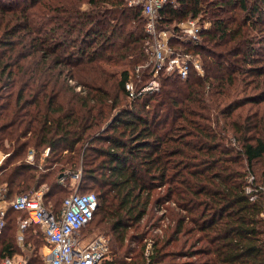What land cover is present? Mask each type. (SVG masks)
<instances>
[{
  "label": "trees",
  "instance_id": "obj_1",
  "mask_svg": "<svg viewBox=\"0 0 264 264\" xmlns=\"http://www.w3.org/2000/svg\"><path fill=\"white\" fill-rule=\"evenodd\" d=\"M38 1L0 0V147L6 139L9 144L0 185L7 198L31 193L25 191L82 161L83 179L100 188L99 207L82 231L97 213H110L113 252L102 264H264V192L251 199L245 190L251 174L264 186V54L237 45L244 24L216 21L219 35L208 36L219 39L218 53L205 55L201 43L182 42L184 50L209 58L205 76L163 72L158 91L132 99L125 88L129 69L148 59L141 7L128 0ZM199 6L200 0H178L177 8H163L160 27L196 17ZM260 9L256 3L251 12ZM40 20L50 26L42 37ZM73 36L79 44H70ZM104 63L125 68L117 77ZM149 76L144 71V80ZM69 78L83 86L82 94ZM30 146L49 150L40 177L38 163H14ZM49 184L44 202L52 199L58 212L68 195L61 200L56 177ZM162 202L168 207L151 227L167 217L163 234L154 235L148 253L147 243L131 247L146 232L129 238V230L140 229L149 204ZM20 216L28 212L8 209L0 262L17 250ZM34 230L43 234L34 224L25 232L36 252ZM126 255H133L130 262Z\"/></svg>",
  "mask_w": 264,
  "mask_h": 264
},
{
  "label": "built area",
  "instance_id": "obj_2",
  "mask_svg": "<svg viewBox=\"0 0 264 264\" xmlns=\"http://www.w3.org/2000/svg\"><path fill=\"white\" fill-rule=\"evenodd\" d=\"M130 6H140L145 18V54L146 63L129 69L125 88L129 97L135 99L144 93H153L161 87V74H175L182 79L188 78L191 71L203 75L202 62L191 52L172 47L169 31L160 27L162 9L168 6L178 7L177 0H131ZM190 18L188 25L181 29L178 39L186 38L192 43H198L201 28ZM184 40V39H183ZM150 71V78L139 85L144 71ZM140 86V87H139ZM32 157V156H31ZM46 185H41L32 193H18L12 199L7 198L6 185H0V234L7 225L9 208L25 210L28 216L19 218L20 237L30 225H38L46 240L48 258L45 264H102L110 255L109 239L102 235L86 239L81 236L82 229L93 219L99 199L95 192H72L65 197L61 210L54 211L44 203ZM251 199H256L263 185H256L254 175L247 178L245 186ZM264 219V212L261 214ZM151 246V244H150ZM148 253V252H147ZM0 264H28L27 260L17 256H6Z\"/></svg>",
  "mask_w": 264,
  "mask_h": 264
},
{
  "label": "rangeland",
  "instance_id": "obj_3",
  "mask_svg": "<svg viewBox=\"0 0 264 264\" xmlns=\"http://www.w3.org/2000/svg\"><path fill=\"white\" fill-rule=\"evenodd\" d=\"M7 1L8 4L11 3H18L17 5H21L22 3H24L25 0H5ZM19 1V2H18ZM44 1L46 0H39L38 3L42 4L44 3ZM131 0H128V5L130 6V2ZM178 1V0H177ZM228 0H200V9L199 12L197 14L196 17H189L184 21H178L176 23H172L170 26L167 27H163V29H166L169 31V36L171 37V41L173 40L174 42H177L176 44L178 46H173L177 49L180 50H184L183 48V43L182 42H188V43H192L190 41H188V39L186 38H179V35H184V34H176V33H181L183 31V28L186 27L188 24V21L190 18L195 19L194 21L196 22V24L198 26H200L201 28V33L199 34V39H198V43H201V45H203L205 51L204 54L207 55L208 50L211 49L214 52H219L221 50V46H218V41L219 39H213L211 40L209 38L208 35L213 34L216 35V33L219 35L218 30H217V25H216V21L218 19H223V21L225 23H227V26L229 28H236L238 26H240L241 24H244V26H242V34L240 35V38H238V44L237 45H241V47H248L249 45H251V47L257 48L258 51H260L262 54H264V0H231V2H227ZM22 2V3H20ZM219 2V3H218ZM245 3L246 8H243V5H241V3ZM259 4L261 6L260 9V14L255 13L252 14V10L255 4ZM83 8H87L88 4L83 3L82 5ZM261 15V21L259 20L258 16ZM144 18V17H143ZM145 19V18H144ZM38 25H40L41 31L38 32L37 35H41V37L43 35H46V31H48V28H50V26H46V24H43V21L40 20V22L38 23ZM174 26H177L179 28L178 31H174ZM182 29V31H181ZM48 39V37H47ZM76 39V36H73L71 39V43L70 44H79V40L74 41ZM184 39V40H183ZM73 40V41H72ZM172 41V43H173ZM46 42V41H45ZM50 43H52L51 40H48V42H46V46H49ZM248 43V44H247ZM145 47L146 44L144 43V51H145ZM188 48V47H187ZM186 51V50H184ZM189 52V51H188ZM193 53V52H191ZM194 55L198 56L199 59L202 62V66L204 68L203 70V75L205 76V74L207 73V64H209L211 66V63L209 61V58L204 56L201 58L200 55L193 53ZM212 56L216 57V54H212ZM146 63V62H145ZM247 65V64H246ZM254 65H259L258 63H255ZM104 66L107 68V70L114 72L116 74L117 77L120 76L121 71L125 68L124 66H119V65H115V64H107L104 63ZM248 67V66H246ZM132 69V68H130ZM134 69V68H133ZM149 73L150 71L147 70ZM248 77V76H245ZM145 77H143L141 82H138V78H136L135 82L137 84H139L140 86L143 85V83L145 81H147L150 76L148 78H146L144 80ZM251 79V78H248ZM249 81V80H248ZM68 84L72 85L74 87V90L76 92H79L80 94H82L83 91V86L78 84L74 79L69 78L68 79ZM139 86V87H140ZM254 89H252L250 87V89L248 90L253 91ZM222 121H224V119H222ZM229 134H231V132H229ZM234 142V140H233ZM97 144H101V142H96ZM9 144H8V140H4L3 144L0 147V167H2L3 165H5V163L7 162L6 159L9 156V153H6V151H4V148H8ZM48 149L47 150H38L35 147L30 146L29 148H27L26 153H23L22 157H18L14 159V163H20L21 161H25V162H30V163H34V164H39V169L36 172V177H40V173L41 172H46L48 169L43 170L42 167H45L46 165H49L50 162L46 161V155L48 154ZM68 153L67 150H65L63 152ZM65 155H69V154H65ZM32 156V157H31ZM51 157H53V155H51ZM93 157V155L89 156V158ZM98 161L101 158H97ZM83 162L81 161V163L79 164V167L77 168V170H73V169H67V170H62V171H57L56 175L52 174L51 176H49L46 180H45V185H46V192L49 189V181L51 179H54V177H56V180L58 182V184L61 186L60 188V198L61 200L69 195L72 192H80V193H84V192H99L100 188L99 186H94V182L91 180H84L83 179ZM27 171V170H26ZM28 173V172H25ZM30 173V172H29ZM32 173V172H31ZM98 177H103L102 173L98 174ZM166 189V186L163 187V189H157L156 191H154V196L157 195V193H160L161 195L164 194V191ZM35 191L34 189H28L25 192H33ZM146 196V193L143 195V197ZM50 199V198H49ZM53 200L50 199L46 200L44 203H46V205L50 208H54L53 207ZM151 203L153 204L154 202L151 200ZM152 204H149V210H148V214L147 216H145L144 220H142L141 222V227L139 230H134V228L132 227L129 230V238L133 237V235H138L142 232H146L145 236V240H141V241H133L131 240V247H136L137 249H139V247L143 244V243H147V252L150 250L151 246V239L154 238L155 234H163V227L167 225L168 219L167 217L164 218V220H159V226H157L155 228V230L151 227V223H154L156 221V219H158L160 216H162L165 212V208L168 207L166 202H162L160 205H155L153 206ZM153 206V207H152ZM154 212V213H153ZM110 213H106V214H100L97 213L95 219L92 221V223L81 232V236L83 238L86 239H90L93 238L97 235H102L105 236L109 239V245H110V255L108 258H112V252H113V247L111 245V237H113V233L110 230V226L108 223H110ZM154 216V218H153ZM104 217L103 220H101ZM19 218H23V217H19ZM19 218L17 219V221H19ZM101 220V221H100ZM109 226V227H108ZM9 230L6 229L3 231V233L0 236V247L3 244V241L5 238H7L6 235H8ZM32 233L34 234V238L37 239L38 243L36 244L38 247L36 252L34 251L35 246L32 244V241H30L29 243H26V236L30 235L31 232H24L23 234V238L19 239L20 237V229L18 227V229L16 230L15 233V239H14V246L17 249L13 255L17 256V257H22L26 260H28L32 255L36 256L38 258L39 264H45L47 258H48V247L45 243V239H44V235L39 232L37 233L36 230L32 231ZM41 233V234H40ZM128 243V240H127ZM146 252V253H147ZM133 258L132 256H124V261L125 262H130L131 259ZM186 258H182L181 261H184Z\"/></svg>",
  "mask_w": 264,
  "mask_h": 264
}]
</instances>
